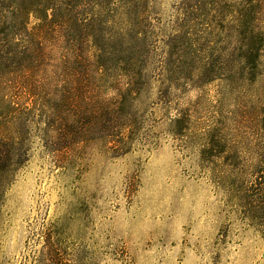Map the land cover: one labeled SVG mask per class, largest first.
Returning <instances> with one entry per match:
<instances>
[{
    "label": "rangeland",
    "instance_id": "obj_1",
    "mask_svg": "<svg viewBox=\"0 0 264 264\" xmlns=\"http://www.w3.org/2000/svg\"><path fill=\"white\" fill-rule=\"evenodd\" d=\"M33 1L0 0V264H264V0Z\"/></svg>",
    "mask_w": 264,
    "mask_h": 264
},
{
    "label": "trees",
    "instance_id": "obj_2",
    "mask_svg": "<svg viewBox=\"0 0 264 264\" xmlns=\"http://www.w3.org/2000/svg\"><path fill=\"white\" fill-rule=\"evenodd\" d=\"M56 11H57V6L54 0L33 1L25 9L19 10L22 23L24 24V26L27 24L26 22L30 17H34L39 21H43L45 23L49 22L50 13H54ZM131 52L135 54V50H131ZM99 53L102 54V51L100 50ZM260 54L261 52L258 55ZM134 78L136 81L138 79L137 75H134ZM212 149H213V145H208L207 153H212L211 152ZM259 166H261V164ZM262 187H264V171H260V167H257L255 172V180L251 185L254 198L253 197L250 198L249 196H247L246 199L244 200L246 204L245 205L243 203L241 204L243 209H245L246 212L248 213V222L253 226L257 225L263 220V217L261 216L259 209L255 208L252 205L254 203V199H258L259 197H261V194L259 193H261ZM258 227L260 228L263 227V224H260L259 226H257V228Z\"/></svg>",
    "mask_w": 264,
    "mask_h": 264
}]
</instances>
